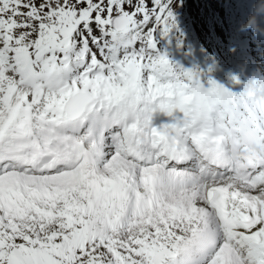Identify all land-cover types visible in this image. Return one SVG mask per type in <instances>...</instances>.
<instances>
[{"label": "snow or ice", "instance_id": "obj_1", "mask_svg": "<svg viewBox=\"0 0 264 264\" xmlns=\"http://www.w3.org/2000/svg\"><path fill=\"white\" fill-rule=\"evenodd\" d=\"M173 5L0 0V264H264V98L157 53Z\"/></svg>", "mask_w": 264, "mask_h": 264}, {"label": "rangeland", "instance_id": "obj_2", "mask_svg": "<svg viewBox=\"0 0 264 264\" xmlns=\"http://www.w3.org/2000/svg\"><path fill=\"white\" fill-rule=\"evenodd\" d=\"M255 2L256 0H174V7L172 8V11L176 18V24L179 25L175 26L167 36L159 33L157 42L160 46H164L166 41L174 39L182 47L184 46L188 48V50L193 48L194 56L205 59L208 64L211 61L208 54L212 53V57L216 60V62H218L220 70H222L225 76L227 75L225 78L217 82L224 85L227 77L230 76V72L239 71L238 65L241 60L245 58L250 60L248 63L249 74L258 64L256 54L257 47L260 46V43H257V41L252 42L253 48L249 55H247V49L242 48L241 46V52L236 50L235 57L230 60L226 58L222 59L221 56H219L220 54L228 56V54L234 52V41L240 39L244 40V37L247 35L254 36L250 34L251 31L237 34L236 29L243 19L248 18L245 15V12L248 15L251 14ZM149 6L151 7V4H149ZM193 8L196 9L195 12H193ZM180 13H182V18L179 17ZM180 19H184L186 22L192 23L190 24L191 32L187 31L179 23L183 21ZM186 26L189 27V24H186ZM196 31L198 35H200V38L195 35ZM234 36H236L237 39H234ZM208 47H212V51L209 52L207 50ZM165 50H162V52H165ZM251 63H253V66L250 65ZM180 66L184 69L196 71L200 68V63ZM222 72L220 71V77H223ZM225 87L231 91L235 89H238L241 92L244 91V85L240 82L237 83L234 78L231 84ZM166 120L169 124L172 123L170 122V116H167ZM166 120H164L165 124Z\"/></svg>", "mask_w": 264, "mask_h": 264}, {"label": "clouds", "instance_id": "obj_3", "mask_svg": "<svg viewBox=\"0 0 264 264\" xmlns=\"http://www.w3.org/2000/svg\"><path fill=\"white\" fill-rule=\"evenodd\" d=\"M264 0H256L251 14L246 21H241L236 29L237 34L252 30L258 43L264 42ZM235 51V49H233ZM239 72L233 76L244 85V91L260 98H264V62L256 65L249 74L248 62L245 60L239 65ZM243 77V80H240Z\"/></svg>", "mask_w": 264, "mask_h": 264}, {"label": "bare ground", "instance_id": "obj_4", "mask_svg": "<svg viewBox=\"0 0 264 264\" xmlns=\"http://www.w3.org/2000/svg\"><path fill=\"white\" fill-rule=\"evenodd\" d=\"M170 122H172V121H170ZM164 123V122H163ZM165 124V123H164ZM166 124H169V122L166 120Z\"/></svg>", "mask_w": 264, "mask_h": 264}]
</instances>
